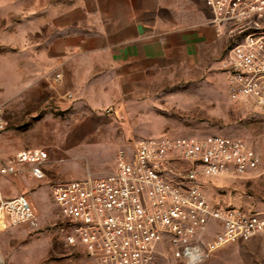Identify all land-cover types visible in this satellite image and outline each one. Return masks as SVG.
<instances>
[{"label":"rangeland","instance_id":"rangeland-1","mask_svg":"<svg viewBox=\"0 0 264 264\" xmlns=\"http://www.w3.org/2000/svg\"><path fill=\"white\" fill-rule=\"evenodd\" d=\"M50 1L0 0V106L7 120L0 132V194H26L38 208L34 223L0 232V251L7 264H96L63 238L52 191L56 183L110 173L119 149L130 150L146 137L219 133L245 139L264 158V111L228 97L223 61L232 38L221 63L167 69L110 103L51 100L57 93L49 81L33 77L32 43L43 32L35 30L31 13ZM35 146L50 152L44 177L33 176L29 165L7 174L6 162L19 149ZM209 186V197L222 206L264 209V174L212 178ZM158 264H167L164 255ZM200 264H264V237L228 244Z\"/></svg>","mask_w":264,"mask_h":264},{"label":"built area","instance_id":"built-area-1","mask_svg":"<svg viewBox=\"0 0 264 264\" xmlns=\"http://www.w3.org/2000/svg\"><path fill=\"white\" fill-rule=\"evenodd\" d=\"M206 1L214 22L234 40L223 61L229 99L264 111V0ZM62 78L58 72L55 82ZM6 125L0 106V132ZM49 159L47 148L25 147L5 170L14 174L29 165L42 178ZM252 173L264 174V158L241 137L163 135L119 149L110 173L58 182L52 191L66 243L81 246L96 264H158L160 255L167 264H200L228 244L264 233L263 212L222 206L207 192L212 178ZM37 215L26 194H0V232L34 223ZM0 264H7L1 251Z\"/></svg>","mask_w":264,"mask_h":264},{"label":"crops","instance_id":"crops-1","mask_svg":"<svg viewBox=\"0 0 264 264\" xmlns=\"http://www.w3.org/2000/svg\"><path fill=\"white\" fill-rule=\"evenodd\" d=\"M31 13L43 32L32 43L33 77L49 81L51 100L93 107L167 69L219 64L230 39L206 0H53Z\"/></svg>","mask_w":264,"mask_h":264}]
</instances>
